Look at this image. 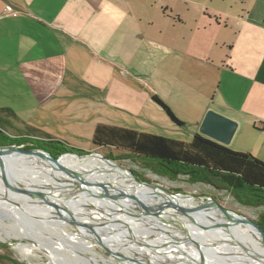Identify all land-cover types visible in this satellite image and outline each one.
I'll return each mask as SVG.
<instances>
[{
	"label": "crops",
	"instance_id": "0c3cea01",
	"mask_svg": "<svg viewBox=\"0 0 264 264\" xmlns=\"http://www.w3.org/2000/svg\"><path fill=\"white\" fill-rule=\"evenodd\" d=\"M187 16L166 0H0L4 132L67 144L105 123L166 136L200 132L214 110L238 123L228 147L264 161V0Z\"/></svg>",
	"mask_w": 264,
	"mask_h": 264
},
{
	"label": "bare ground",
	"instance_id": "6f19581e",
	"mask_svg": "<svg viewBox=\"0 0 264 264\" xmlns=\"http://www.w3.org/2000/svg\"><path fill=\"white\" fill-rule=\"evenodd\" d=\"M9 161L13 167L22 170L26 176L32 175L31 182L40 181L42 185H54L58 180L66 181V183L69 181L72 183H74V181H79L78 178L76 179L69 173V171H72L79 173L86 181L96 183L106 182L127 187L132 193L146 197L142 199V202H136V204L145 206H156L161 204L159 197L153 195L148 187L139 185L135 177H133L132 172L126 167L111 160H105L98 154L87 153L83 156L64 154L56 160H52L48 156H38L37 159L28 155L15 154L9 157ZM41 176H49V182L40 179ZM85 176H92V178L87 179ZM46 178L48 179V177ZM0 188V202L11 204L14 206V210L18 212V219L15 218L14 223L17 229H19V232L22 234L24 232L25 237L31 239L28 244H30L32 249L47 255L50 260L54 262L53 264H138L140 261H144L145 264H151L154 262L157 263L156 259H158V257H160L159 260H168L169 263L166 264H187V258L194 260L195 257L200 256L196 247H194L195 249L193 251L196 253L192 255L188 253V257L186 256V258L184 254L182 255V250L179 248L172 250L168 247L162 248L159 246L162 244L154 241L153 245H146L131 239L122 238V235H135L139 238L151 240V233H155L162 241L170 240L172 244L177 243L179 247L184 248V241L189 242L182 236L186 232L191 234V236L196 239L198 245L202 247L207 264H211L207 259L211 261L213 257L219 261H216L217 264H247L240 262L243 258H249L255 262L250 264H264L263 259L255 258L259 255L264 257V246L260 242L258 234L239 224L229 225V229L234 236L222 230H217L215 235H213L203 229L195 227L190 221L181 216L172 218L166 214H158L142 217L138 214L125 213L121 211L120 206L114 204V202L99 198H81L69 203L68 205L72 207L73 210H76V212L73 213L57 209L59 214L62 212L72 215L68 216L66 219L63 217L66 223L72 219L75 220L76 217H80V214L87 215L88 213L96 218L104 220V222L109 221L114 226V231H112L104 224L103 232H94L95 238L87 239V236H85L80 229L76 228L74 229L75 232H72L73 230L67 231V234L64 230V233L60 234L56 232V230L45 231L40 228H34L31 226V222L29 220H27L28 222L24 221L23 217H34L38 212V207H44L42 205L46 204L38 202L29 196L12 193L2 180L1 173ZM14 201H19L26 206V209H21ZM178 201L181 205L186 207H192L197 204V202H194L195 204L193 203V198L186 196H179ZM30 202L34 203L30 205ZM88 207L91 209H87ZM104 208L106 209L105 212L100 210ZM210 215L215 216L220 214L218 211L213 210L210 212ZM153 225H159L157 226L158 230L153 227ZM120 228L125 230L124 233L120 232ZM159 229H163V231ZM114 232L117 235L114 236ZM32 234H37L39 239L32 241L36 239ZM68 235H71V238H68ZM182 237L185 240H183ZM7 238H2V241H6ZM238 239L241 241L242 246L237 243ZM98 247L106 249L109 247H116L117 250L126 253V255L130 257V261L126 263L119 262L110 256L101 254ZM140 247L147 248L150 253H145L142 257H136L133 250H137ZM228 250L233 251V253ZM28 251L30 252V250Z\"/></svg>",
	"mask_w": 264,
	"mask_h": 264
},
{
	"label": "rangeland",
	"instance_id": "374dc122",
	"mask_svg": "<svg viewBox=\"0 0 264 264\" xmlns=\"http://www.w3.org/2000/svg\"><path fill=\"white\" fill-rule=\"evenodd\" d=\"M249 2L250 0H166V6H168L169 8H173L176 12L187 14L188 15L187 18L190 19L191 16L194 17V15H198L199 13H201L202 16L205 14L206 16H208L215 10H218L220 13L229 12V13L241 14L243 12V9ZM229 37L236 39L237 35L232 33V34H229ZM6 130L9 132V129H6ZM192 132H196L200 134L201 136L210 139L209 137H206L205 135H203L201 132L194 131L191 127H188V126L178 133L172 130H168V129L160 130V133L165 134L168 137L181 138L180 140H183V141H190L192 137L191 135ZM63 140H67V141L71 140L70 141L71 143H67V144H69L70 146L79 148L84 152L100 153L101 155L107 157L109 160L126 167L128 170L130 169L129 171H132V173L140 181H147L160 188L167 189L173 193L201 196L206 201H208L210 198L215 199L222 206L229 208L230 210L234 212L244 214L252 218L256 222L260 220L261 214L264 213V207L255 208V207H251L248 205H243L240 202H238L236 198L234 197V195L232 194V192H230L227 189H224V188L217 189L210 183H207L204 181H195L189 175H186V174H178L172 177H169L168 175H161L155 172L154 170V166L156 165L155 163L150 162L146 164V161L142 157L130 155L128 154V152L124 150L116 149L114 147H95L92 144V137L81 135L79 138H67ZM23 141L24 140H19L21 144L19 147L25 148L24 146L27 145L28 143L26 141H24L26 143H23ZM231 143L232 141L225 146L228 147ZM12 146H17V145H12ZM83 155H86V154H81L79 156H83ZM60 157L61 156H59V158ZM12 168L19 178L27 182H31L32 175L26 176L25 173L22 172V170L15 168V167H12ZM46 177H48V179ZM46 177L41 176L40 179L45 180L46 182H49V176H46ZM91 178L92 176L87 177V179H91ZM20 182H23V181L20 180ZM193 199H194L193 203L198 202L197 199L195 198ZM33 203L34 202H30V205H32ZM125 203L128 206L131 205L129 202H125ZM42 206L44 207H38V212L36 213L34 217L33 216H30L29 218L23 217V220L26 222H28L27 220H29L31 222V226H33L34 228H40L45 231H48V230L55 231L56 230V232H59L60 234H63L64 231L66 234H67V231L73 230L72 232H75L74 231L75 228L80 229L84 233V235L87 236L86 237L87 239L95 238L94 232L104 231L103 224L99 223L98 221L95 222L94 221L95 216L93 215H90L88 213L87 215L80 214V217H76V219L74 220L78 222V225H77L74 223L73 220H70L68 223L64 222L63 217L57 212V209L55 210L53 207H49L48 205H42ZM13 207L14 206H12L11 204L0 202V234H1L0 235V264H14L13 261H17L19 264H49V263L53 264L54 262L51 261L47 255H45L44 253H41L38 250L32 249L30 244H28L29 240L31 239L26 238L24 232L23 234L19 232V229H17V226L14 223L15 218H17L18 212H16ZM87 209H91V208H87ZM166 224H167V221H166ZM157 226L159 225H156L153 227L157 229ZM124 231H125L124 229L120 228L121 233H124ZM33 236H35L36 239L32 241H36L39 239L37 234ZM2 238H7V240L2 241ZM68 238H71V235H68ZM182 239L185 240L183 237ZM151 240L154 242H158L160 244H163V243H166L168 245L172 244L170 240L162 241L160 237L157 236L155 233H151ZM184 242H185L184 246L187 247V251L189 254L192 255L196 253V252H193L195 248H194V245H191L192 244L191 242H187V241H184ZM57 245L61 246L59 244ZM28 250H30V252ZM98 250L101 254L110 256L119 262L126 263L130 261L129 259L130 257L126 255V253H123L117 250L116 247L115 248L109 247L108 249L98 247ZM228 251L233 253V251L231 250H228ZM133 253L136 255V257H142L144 256L145 253H150V251L147 248L140 247L137 250H133ZM159 258L160 257L156 259L157 263L154 262L151 264L169 263L168 260L166 259L159 260ZM194 260L198 262L201 261L200 256L195 257ZM207 260L211 264H217V262H219L214 257L212 258L211 261L209 259ZM240 262L247 263V264L255 263L249 258H243L242 260H240ZM138 264H145V262L140 261V263Z\"/></svg>",
	"mask_w": 264,
	"mask_h": 264
},
{
	"label": "water",
	"instance_id": "95a60500",
	"mask_svg": "<svg viewBox=\"0 0 264 264\" xmlns=\"http://www.w3.org/2000/svg\"><path fill=\"white\" fill-rule=\"evenodd\" d=\"M238 123L228 118L225 115H222L214 110H209L200 126V132L209 137L210 139L217 141L221 144L227 145L230 143ZM20 154V155H28L38 159V156H48L52 160H56L50 152L42 149V148H22L19 146H2L0 147V173L2 180L6 184V186L10 189V191L14 194H21L23 196H29L38 202L48 205L49 207H53L55 210H63L64 212H76V210L72 209L68 204L76 201L77 199L83 198H99L104 200H109L114 202V204L120 206V210L125 213L138 214L142 217H147L150 215H158V214H166L167 216H171L172 218L181 216L190 221L195 227L203 229L208 233L215 235L217 230H222L226 233L232 234V231L229 229V225L239 224L248 228L249 230L256 232L258 234V238L260 242L264 246V229L260 227V225L254 221L252 218L234 212L229 208L222 206L215 199H210L208 201L204 200L201 196H193L190 194H180L173 193L167 189L160 188L152 183L147 181H140L136 178V176L132 173L133 177H135L136 182L141 185L148 187L153 195H156L161 200L160 205L156 206H145L142 204H136V202H142L143 198H146L143 195H138L132 193L127 187L114 185L110 183H96L84 180L79 173L69 171L76 179L79 181H74L66 183V181H56L54 185L47 184L42 185L40 181L35 182H27L19 178L16 173L13 171V166L9 161V157ZM65 154H75L77 153H65ZM90 154H98L103 157L105 160H109L107 157L101 155L100 153H90ZM64 155V154H62ZM61 155V156H62ZM23 181V182H20ZM57 180V179H56ZM69 185V186H66ZM179 196H186L190 198H195L198 200L197 204L192 207H186L181 205L178 201ZM131 202L130 206H128L125 202ZM15 202V201H14ZM134 202V203H133ZM18 207L25 210L26 206L20 203L19 201L15 202ZM90 208V207H88ZM99 208V207H98ZM105 212L104 209H100ZM218 211L220 215L211 216L210 212ZM65 219L68 216H72L69 213H61L60 214ZM60 217V216H59ZM94 218V217H93ZM95 222L105 224L109 229L114 231V226L109 221H105L99 218H94ZM73 220V219H72ZM74 221V220H73ZM75 224L78 225L77 221H74ZM156 226V225H153ZM163 231V229H159ZM166 232V231H165ZM114 236L117 235L115 232ZM167 235V234H166ZM233 235V234H232ZM185 237L191 245H194L198 250L201 261H195L193 259H189L187 247H179L177 243L175 244H166L163 243L162 248L168 247L169 249L176 250L179 248L182 250V255L187 258V264H207L204 251L202 247L198 245L196 239L191 236L188 232L182 235ZM234 236V235H233ZM122 238L131 239L140 244L153 245V241L146 238H139L135 235L127 236L122 235ZM224 240V239H223ZM237 243L242 246L241 241L238 239ZM189 244V243H188ZM246 250V249H245ZM247 251V250H246ZM248 252V251H247ZM257 259H263L261 255L255 257Z\"/></svg>",
	"mask_w": 264,
	"mask_h": 264
},
{
	"label": "trees",
	"instance_id": "16d2710c",
	"mask_svg": "<svg viewBox=\"0 0 264 264\" xmlns=\"http://www.w3.org/2000/svg\"><path fill=\"white\" fill-rule=\"evenodd\" d=\"M152 99L162 107L173 123L185 127L170 107L153 94ZM190 141L142 132L122 126L98 123L92 136L95 147H114L130 155L153 162L154 170L169 177L189 175L195 181L210 183L217 189H227L243 205L264 207V161L251 153L233 150L217 141L191 133ZM28 143V141H26ZM23 141V143H26ZM20 146L19 139L4 132L0 123V147ZM27 149L42 148L58 158L65 153L87 154L58 139L30 141ZM130 170V169H129ZM132 172V171H130ZM264 229V213L257 222ZM14 264H19L13 261Z\"/></svg>",
	"mask_w": 264,
	"mask_h": 264
}]
</instances>
